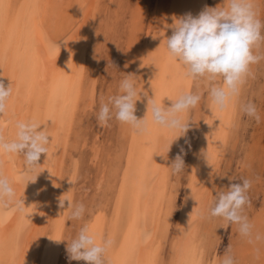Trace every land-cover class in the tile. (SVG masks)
Returning <instances> with one entry per match:
<instances>
[{
	"label": "bare ground",
	"instance_id": "6f19581e",
	"mask_svg": "<svg viewBox=\"0 0 264 264\" xmlns=\"http://www.w3.org/2000/svg\"><path fill=\"white\" fill-rule=\"evenodd\" d=\"M127 1L121 8L116 0H0V82L12 88L0 114V134L14 139L18 122L34 121L50 141L34 172L26 170L22 154H0V175L15 191L12 201L0 202V264H85L70 261L66 252L67 241L76 236L68 228L77 224L79 230L87 224L98 242H111L105 264H221L226 249L234 264H264V184L258 183L264 141L257 134L245 140L256 119L242 110L255 91L260 93L263 62L250 65L238 95L221 110L211 103L209 91L222 79L186 77L165 43L175 19L225 7L227 0H161L150 8L144 0ZM252 4L264 24V0ZM122 12L132 25L109 87L117 95L121 80L135 76V115L146 117L148 128L137 133L115 121L116 145L99 140L103 127L87 149L91 125L85 128L79 115L95 109L97 88L90 73L100 68L98 52L121 26ZM261 46L262 41L254 55L260 56ZM186 93L201 99L182 114L189 124L184 135L151 121L149 99L170 107ZM256 123L262 127L264 115ZM181 147L185 168L173 174L168 167ZM88 163L98 172L93 203L90 213L73 220L68 205L77 204L80 177H93L82 167ZM243 179L251 181L250 203L242 213L250 236H242L237 224L209 215L216 194ZM60 199L70 202L60 208Z\"/></svg>",
	"mask_w": 264,
	"mask_h": 264
},
{
	"label": "clouds",
	"instance_id": "9594fccd",
	"mask_svg": "<svg viewBox=\"0 0 264 264\" xmlns=\"http://www.w3.org/2000/svg\"><path fill=\"white\" fill-rule=\"evenodd\" d=\"M171 27L173 32L166 38L165 43L167 54L184 68V74L188 78H203L207 81L222 79L220 86L210 88L209 96L214 106L221 110L227 107L250 75V65L258 63L261 59L260 56L253 54V48L264 41V36L261 35L264 24L257 19L252 0H227L225 7H206L196 17L189 13L175 19ZM134 77L131 74L127 75L119 84V94L101 103L96 114L99 127H106L109 121L115 119L130 126L137 133L147 130L148 119L146 117L139 119L135 115L136 97L139 93ZM11 95V85L6 87L0 82V114L6 112L7 101ZM200 99L197 94L186 93L171 100L173 103L170 107H165L151 98L147 102V112L150 111L153 123L184 135L189 124L183 121L182 114L194 108ZM242 110L247 116L259 121L255 105L247 104ZM16 129L15 138L11 140L0 134V154H22L26 170L34 172L39 165L37 162L41 154L48 153L49 135L34 121H20ZM183 153L184 149L181 147L180 153L168 167L173 174L184 171ZM36 179L37 176L29 181L35 182ZM250 187L251 181L248 179H243L241 183H231L226 191L216 194L209 215L221 218L227 224H237L242 236H250L251 225L242 214L244 206L250 203L246 195ZM14 198L15 191L9 180L0 175V202L6 199L12 201ZM65 200L69 201L59 200L60 208H64ZM17 203L24 204L23 200ZM68 208H71L70 219L80 220L83 217L85 212L83 204L70 202ZM67 242L68 259L84 261L85 264H105L104 254L111 243L105 240L98 242L87 224L80 228L70 242ZM229 253L230 249H226L221 264H234Z\"/></svg>",
	"mask_w": 264,
	"mask_h": 264
},
{
	"label": "rangeland",
	"instance_id": "374dc122",
	"mask_svg": "<svg viewBox=\"0 0 264 264\" xmlns=\"http://www.w3.org/2000/svg\"><path fill=\"white\" fill-rule=\"evenodd\" d=\"M128 0V4H129ZM134 4H137V0H133ZM132 1V2H133ZM144 2H146V4L149 5L148 8H150V6H155V5H159V3L161 2V0H144ZM116 3H118L121 8H124L126 5L123 2V0H116ZM147 8V9H148ZM120 22L122 23L121 26L119 25L117 27V32L113 33L112 35L109 36V40L108 43L103 45L100 48L98 54L100 55V68L99 69H95L90 73V77L89 80L92 81V79L95 80L96 83V88H97V101L95 103V109L91 110V114H85L83 112L80 113L79 118L84 120V127H91L87 128L86 130H88L89 133V137L87 139L85 143V147L87 149L91 148V143L92 140H94V138L96 137H100L99 136V131L102 129L101 127L98 126L97 124V120H96V114L99 111L100 105L102 102H107L109 97L114 96L115 94H113L111 92V89L109 87L110 83H109V77L112 73L113 67L115 64H119L120 62H122V58H121V54L122 56H124V54H126V49L128 47V42H127V32L129 29H131V25L129 22H131V19L126 18L125 19V14L124 12H122L119 16ZM146 20V25L145 26V31L146 29L148 30L149 25L151 23L150 18L145 19ZM263 36H264V29H263ZM113 39V40H112ZM262 53H260V57L261 59L259 60L260 62H263V65H259L260 69H262L264 71V41H262ZM119 60V61H118ZM123 67V66H122ZM120 67V70L121 68ZM257 84H258V88L256 87V90H260L259 91H255L254 95L255 97H253V99H250L251 104L255 105L256 111L258 116L259 115H264V76L261 77H257ZM252 98V97H251ZM247 119V118H246ZM116 120L113 119L111 121H109L108 126L104 127L103 129V137H101L99 140L105 145V146H110L111 144H113V146L116 145V141L118 140V138L116 137L115 133L114 135L112 134V132L115 130H117L114 125V122ZM253 121V125L249 126L248 129L250 131L247 138H245V140L251 139V136H253L254 134H257L259 137H261L264 141V124H262V127L256 126V120H252ZM255 125V127H254ZM79 130V128H78ZM247 131V132H249ZM105 135V136H104ZM106 137V138H105ZM248 142V141H247ZM259 153L263 154L262 156V166H261V172H258V175L260 174V178L258 179V183L259 185L262 183L264 184V150L263 148L259 151ZM240 154H237V156H239ZM236 156V155H235ZM84 172L85 173H89L92 177V179H84L82 178V176L80 177L79 181H77V204H83L85 207V212L84 215H87L88 213H90V205L93 203L92 197L95 194V179L94 177L97 176L98 172L96 171V166H93L92 164L88 163V164H83L82 165ZM71 225V224H70ZM79 232V226L77 224V226H73L68 228V234H73V235H77V233ZM73 237V236H72Z\"/></svg>",
	"mask_w": 264,
	"mask_h": 264
}]
</instances>
